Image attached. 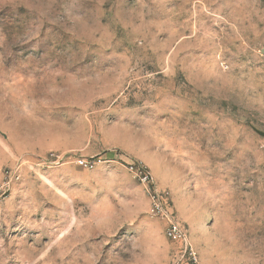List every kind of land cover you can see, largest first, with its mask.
Returning <instances> with one entry per match:
<instances>
[{
  "label": "rangeland",
  "instance_id": "374dc122",
  "mask_svg": "<svg viewBox=\"0 0 264 264\" xmlns=\"http://www.w3.org/2000/svg\"><path fill=\"white\" fill-rule=\"evenodd\" d=\"M0 264H264V0H0Z\"/></svg>",
  "mask_w": 264,
  "mask_h": 264
},
{
  "label": "built area",
  "instance_id": "2783aa9c",
  "mask_svg": "<svg viewBox=\"0 0 264 264\" xmlns=\"http://www.w3.org/2000/svg\"><path fill=\"white\" fill-rule=\"evenodd\" d=\"M134 171L139 178L147 184L146 191L150 199V211L165 221V236L171 241L187 243V233L181 223L173 216L172 212L166 206L165 196L155 187L153 179L142 167H135ZM195 259L194 253L190 252Z\"/></svg>",
  "mask_w": 264,
  "mask_h": 264
}]
</instances>
